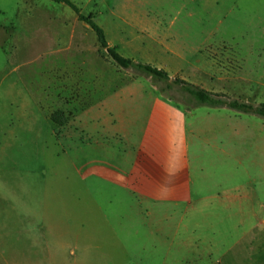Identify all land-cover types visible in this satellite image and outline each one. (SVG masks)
Instances as JSON below:
<instances>
[{
  "label": "crops",
  "instance_id": "1",
  "mask_svg": "<svg viewBox=\"0 0 264 264\" xmlns=\"http://www.w3.org/2000/svg\"><path fill=\"white\" fill-rule=\"evenodd\" d=\"M111 13L160 47L162 61L153 67L170 81L179 78L248 103L246 88L237 94L224 84L237 81L235 68L217 59L236 55L238 75L248 74L235 35H264V0H122ZM57 15L62 25L80 22L70 8L60 7ZM191 33L202 34L203 45H188L185 35ZM223 34L231 45H204ZM108 46L119 51V45ZM97 60L105 68L90 63L84 70L89 102L65 128L52 123L53 141L66 147L69 199L59 204L53 172L36 189L45 223L66 209L73 218L68 238L91 259L129 255L117 230L126 223L137 229L132 257L166 258L176 242L180 252L194 247L198 259L215 257L210 264H264V218L255 212L248 186L253 168L264 172V123L226 108H182L149 77L108 75L106 59ZM237 175L245 181L238 186ZM76 178L82 213L70 196L80 191ZM119 205L131 216L118 215Z\"/></svg>",
  "mask_w": 264,
  "mask_h": 264
},
{
  "label": "rangeland",
  "instance_id": "2",
  "mask_svg": "<svg viewBox=\"0 0 264 264\" xmlns=\"http://www.w3.org/2000/svg\"><path fill=\"white\" fill-rule=\"evenodd\" d=\"M69 1L84 16L91 15L99 26L104 27L106 40L110 45H119L118 53L122 56L151 66L162 61L160 47L148 34L133 31L112 15V8L121 5L122 0ZM60 7L69 9L51 0H0V264H139V261L144 264V260L145 264L215 262V257L198 259L194 247L180 252L176 242L172 244L171 255L166 258L159 254L147 259L132 257L137 229L126 223L117 230L121 231V242L129 249L128 256L86 258L83 248L76 247L68 238L73 218L68 217L66 209H61L45 223L44 210L37 203V187L56 173L59 204L67 203L69 199L64 191L69 172L66 155L63 156L66 147L53 141L52 114L61 113V118L65 119L61 127L65 128L75 113L89 102L87 86L90 83L84 80V70L90 63L105 68L97 59H106L108 75L131 73L136 76L133 70H122L115 65L108 55L105 58V51L99 47L94 32L87 25L73 19L62 25L57 15ZM185 36L190 42L188 45H203L202 34ZM235 36L237 53L246 59L248 74L238 75L240 66L236 55L230 58L220 55L222 58L217 59L218 63L224 68L232 65L237 77V81L224 84L237 94L241 88H246L249 104H264V35L254 30L247 35ZM220 38L215 35L204 45H231L226 41L229 34ZM187 58L192 62L195 59ZM241 77L250 82L240 80ZM149 79L160 93H167L173 103L177 102L182 108L190 106L188 95L179 86L172 85L171 81ZM168 84L171 88L162 92ZM252 117L254 121L264 123V119ZM244 182L236 176L237 186ZM81 183L76 178L75 184L80 191L70 195L75 196L80 213L84 202ZM248 186L255 212L263 219L264 172L261 169L253 168ZM116 212L124 219L131 216L126 205H119ZM78 237V246H82V233Z\"/></svg>",
  "mask_w": 264,
  "mask_h": 264
},
{
  "label": "trees",
  "instance_id": "3",
  "mask_svg": "<svg viewBox=\"0 0 264 264\" xmlns=\"http://www.w3.org/2000/svg\"><path fill=\"white\" fill-rule=\"evenodd\" d=\"M51 1L55 3H61L69 7L77 15L78 20L86 24L94 32L99 47L105 50L108 57L119 68L123 70L131 69L133 70L134 74L138 76L149 77L154 81H170L168 74L164 70L157 69L149 64L137 63L134 60L119 54L116 48L109 47L103 29L97 23H95L91 15L84 16L80 9L71 1ZM171 83L172 85L179 86L182 92L188 95L189 103L192 106L204 105L210 108H226L237 113L252 115L264 119V104H249L240 100L232 99L225 94L209 92L179 78L173 79ZM170 88L171 85L168 84L165 90H162V92H165ZM174 104L179 105L177 102H174ZM51 120L53 123L60 126L65 123V119L61 118V113L58 112L52 114Z\"/></svg>",
  "mask_w": 264,
  "mask_h": 264
},
{
  "label": "water",
  "instance_id": "4",
  "mask_svg": "<svg viewBox=\"0 0 264 264\" xmlns=\"http://www.w3.org/2000/svg\"><path fill=\"white\" fill-rule=\"evenodd\" d=\"M165 95H167V93H164Z\"/></svg>",
  "mask_w": 264,
  "mask_h": 264
}]
</instances>
